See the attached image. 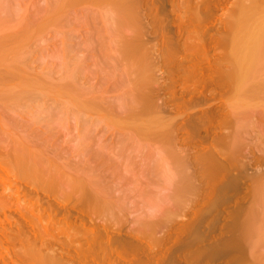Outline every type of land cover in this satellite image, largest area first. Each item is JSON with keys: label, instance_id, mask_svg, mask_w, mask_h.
<instances>
[{"label": "rangeland", "instance_id": "374dc122", "mask_svg": "<svg viewBox=\"0 0 264 264\" xmlns=\"http://www.w3.org/2000/svg\"><path fill=\"white\" fill-rule=\"evenodd\" d=\"M18 1L28 6L19 8L16 21L37 10L36 2L40 3L39 0H34L35 3ZM41 3L39 6L45 4L44 0ZM247 6L263 11L264 0L140 1L139 19L156 65L153 67L155 78L150 83L156 93L154 107L138 117L141 122L142 118L146 123L149 121L148 125L141 126L147 127V135L140 127L135 131L134 118L129 126L134 130L129 133L132 132L133 137L126 133L131 137L128 139L121 130L127 129L125 124L121 127L127 111L117 97L115 100V95H121L120 91L111 92V88L115 89L122 79L126 81L128 75L127 72L124 75L126 70L119 65V55V63L115 58L108 60L109 66H104L106 70L108 67L107 72L102 67L104 62L100 66L104 71H97L98 63L96 67L91 63L94 65L84 70L85 76L90 77L84 84L86 88L93 87L98 92L110 88L114 94L102 92L112 97H106L103 105L104 111L114 116L107 114V118L110 116L114 122L110 118L102 121L94 115L95 120L83 114L84 121L87 116L89 118L86 123H93L85 124L72 112L64 113L60 109V114L55 113L58 108L52 109L55 114L50 112L55 117L52 121L49 120L51 114L50 117L47 114L49 118L46 119L39 115L46 117L49 109L42 110L44 113L38 110L40 117L36 121L37 112L34 114V111L37 109L8 107L0 100V113L3 114L0 115V119L3 118L0 120V214L4 215L5 211L8 214L0 220V264H30L35 255L39 259L34 258L32 262L41 264L43 254L66 264H264V234L258 236L262 225L258 226V221L257 225L249 227L248 223L252 214L264 215V102L260 101L264 99V91L254 100V105L236 107L235 87L230 78L224 80L225 73L220 72L231 66L228 61L231 62L235 23L241 9ZM25 7L30 9L27 11ZM69 18L71 24L83 20L75 17L74 22L72 15ZM67 25H63L64 28ZM53 28L33 36L31 46L37 54L30 48L33 50L31 60L35 55L39 58L32 60L27 69L30 74L38 70L42 76L44 73L47 77L54 75L55 80L62 74L54 68H58L56 62L64 64L65 50L62 48L65 44L61 41L64 28L56 29L55 32H61L56 35ZM73 32V40L81 41L77 36L79 31ZM37 48L43 49L42 54H38ZM196 58L203 62L198 64ZM181 59H184V67L178 70L176 63ZM112 65L118 68L114 73ZM199 65L203 69H199ZM219 77L223 78L222 83L216 82ZM217 83L220 85L216 86ZM129 86L122 89L132 88ZM191 87L198 88L197 94L191 93L192 96L188 92L184 99L186 89L190 91ZM46 104L52 105V100L48 99ZM120 115L125 116L121 123ZM113 124L119 125V130ZM83 128L86 145L81 143L83 137L79 136ZM29 140L32 147L33 143L36 147L38 143L44 150H40L42 157H39L43 162L34 161L35 167H43L42 175L35 176L39 180L17 173L15 165L14 168L11 165L14 159L9 157L14 155L18 144L28 145ZM38 149L35 152H39ZM45 174L49 176L47 179L43 177ZM49 174L54 177L50 179L52 185L57 178L53 190L46 184L43 186ZM78 176L80 180L83 176L82 183L77 181L79 184L86 178L85 187L79 185V188L74 183ZM219 181L225 188L224 195L219 194ZM179 185H184L185 189L180 191ZM81 187H87L88 191L93 187L92 193L98 188L100 193L95 194L105 201L89 202L86 189Z\"/></svg>", "mask_w": 264, "mask_h": 264}, {"label": "bare ground", "instance_id": "6f19581e", "mask_svg": "<svg viewBox=\"0 0 264 264\" xmlns=\"http://www.w3.org/2000/svg\"><path fill=\"white\" fill-rule=\"evenodd\" d=\"M16 1H18V0H0V30H1L0 31V100L1 101H3V102L5 101L8 105V107H10L11 105L17 106V107L27 106L30 110H36L37 109L36 111H34V114L38 110H40L41 112H42V110L43 111L44 110L47 111L48 109L50 110L48 113L46 112V117H42L40 111L37 112L36 121H37V118H39L40 116H41V118H45V119L48 116L50 117V114H51L50 112H53L52 109L56 110L57 108H58L57 109L58 111L56 110V112L55 111L54 112L58 113V114H60L59 112H61L60 111V109H61L62 112L68 111L69 113L72 112L75 115H79V118H82L88 114L91 117L95 115V117H97L98 120L102 119V121H105L106 119L110 118V116H108V118H107V114L110 111L108 113L106 110H105L106 112L104 111V108H105L104 105L106 104L105 100L107 99L106 97H109V99H110V97L113 96L116 91H118V92L120 91L121 95H123V96L119 95V97H118V95L117 96L115 95V98L117 97L119 99L118 100V101H120L119 104H124L123 110L126 109V111H127V115L126 114H124V115H126L127 117H130V119L132 120V121H129V118L127 119V117H125L124 115H120V117L122 116L120 118V123H121V121H123L122 120L123 117H125L124 119H126L125 122L121 123V127H123V124H125L126 125L125 128H127V129H123V128L121 129L120 128L122 131L124 130L125 137H127L126 135L130 133V130H131L130 122H133V118H134V122L132 123V125L134 126L135 131H136V128L138 129L139 127L141 128V126H145V123H146L145 119L142 118L143 120L141 122V119L138 117L140 115H141L140 117H143L142 115H144L145 111H147V110L149 111L150 109H152V107H154V98L156 97V93H153L154 88L152 87V85H150V83H152V80H153L152 78L153 77L155 78V74H154L155 68L153 70V67H155L156 65H154L155 60H153V58L151 57L150 50H152V49H150V47L147 46L149 39L145 37L144 30L142 28V24H141V21L139 19L138 8L140 7V1H142V0H44L45 4L42 6H39L42 4L41 0L38 1V2H40L39 4L36 2L37 0H35V2L37 4V6H36L37 8L36 7L35 8L37 10L33 9L34 10V11L32 10L33 12H28L24 16H21L20 19L17 21L15 18H16L18 10L21 9L20 7L21 6L24 7L25 5L26 6H28V5L27 4L24 5V4L20 3L19 1H18L19 3ZM30 2L32 3V2H34V0L33 1L30 0ZM30 2H28L29 5L31 4ZM25 8H27V11H28V9H30L29 7H25ZM189 8H191V7H189ZM198 8H199V6H198ZM70 15H72L73 19L75 17H78V19L83 18V20L81 22L78 21L75 24L72 23L73 24V27H72V24L70 23L71 20L69 18ZM97 18H99V19H97ZM194 19L197 21L196 18H194ZM74 22H75V19H74ZM199 22H200V20H199ZM78 24H79V26H78ZM63 25H67V27L65 26V28H64ZM76 26H77V28H76ZM51 27L52 28L55 27V29L53 28L54 30L52 29L54 32L53 34H55V33L57 34V32L58 33L60 32V31L55 32L56 29H60L61 27L64 28L63 31L61 30L62 33L60 32L62 35L61 34H59V35L63 36V40H61V41H64L63 43L65 44L64 45L65 48L64 49L62 48V51L65 50V52H63L64 55H63V53H62V55H63V57L64 56L65 57L63 58L64 59L63 65H62V63H60V61L58 64L56 62V65H58L59 69L57 68V66L56 67L54 66L55 67L54 69L56 71H58V72L60 71L62 73V74H60L61 77L59 75L58 78H56L57 80L56 79L53 80L54 75H53V77L50 76V77H52V79H50V77H47L45 75V73H44V76H46V77L42 76L43 73L41 74L38 70H37L36 74L35 73L30 74L29 69H27L28 66H30L28 64H31L38 57V56L36 57V55H35V57L33 56L34 60L33 59H32L33 61L31 60L32 55H33V50H34L31 46V44L33 43L31 41H34L33 39L37 36V34L39 35L40 33H42V31L48 30L49 28L51 29ZM128 28H129L130 32L126 33ZM235 28L236 29H235V32L233 34V48H232V51H231L230 57H229V60H231L232 63L230 61H228V63H230L229 65H231V66L228 69L224 68L225 69L224 72L220 71L219 69H217V70H219L222 73H225L226 79L224 78V80L227 81V79L230 78L232 84L234 85V87H235L234 88V94H235L234 104H235V106L236 107L244 106L247 108L248 106H251L253 103H256V102H254V100H258V98L260 97V93L262 91H264V10L258 11L256 9V7H254V8H251L248 6L243 7L241 9L239 18L235 23ZM75 30L79 31V34L78 35L76 34V35L81 37V41L77 42V41L73 40L74 39L73 38L74 37L73 31H75ZM51 33H52V31H51ZM96 35L99 37L96 38ZM33 36H34V38H33ZM35 43H36V41H35ZM80 43L83 45L81 46ZM85 45L91 46V48L86 47L87 48L86 49ZM30 48H32L33 50H31ZM41 48H37V52L40 51L38 54H42L41 51L43 49L38 50ZM44 48H46V47H44ZM81 48H84V49H81ZM96 49H97V51H96ZM105 49H107L109 51L106 50V52H105ZM84 50H85V52H84ZM86 50H88V51H86ZM115 53H116L117 57H116ZM35 54H37L36 51H35ZM49 55H51V54H49ZM52 55H53V53H52ZM118 55L121 56L118 59L120 63L117 61V58L119 57ZM59 56H58V58H59ZM91 58H94L93 61L91 60ZM114 58L116 59V63H119V65L124 70H126L125 73L126 72L128 73V75H127V73L124 74L125 76L127 75V77H126L127 82L123 81V79L121 82H118L119 80L117 79V81L115 83H113V87H115L114 84H116L117 82H118L117 85L118 84H120V85L118 87L116 85L115 89L113 88L114 90L111 88V92H114L113 95L109 90L110 88H108V86H107L109 91L108 90L107 91L105 90V91H106V93L108 92L107 94L111 93V96L110 95L106 96L107 95L106 93H105L106 95H104V94H102L103 91L98 92V90L93 89V87L86 88L84 86V84L87 82L88 78H90V77L85 76L86 72L84 73V70L85 69L87 70L88 67H91L94 64H95L94 66L96 67L97 63H98V66L96 67L97 71L101 70L102 68L100 66H102L103 62L104 63H103L102 67H104L105 65L107 66L109 64L108 60L110 62V61L114 60ZM197 58H196V60L200 59V58H198V59ZM201 58H203V57H201ZM184 59L186 60V58H184ZM184 59H181L182 61L179 64L176 63L178 70L183 69V67H184L183 66V63H184L183 60ZM106 60H107V62H105ZM193 61H195V60H193ZM199 61L200 60H198V62H197L198 64H199ZM205 61H207V59ZM202 62L203 61H200V63H202ZM226 62H227V60H226ZM54 63L52 65H55ZM91 63H94V64L92 65ZM106 63H108V64H106ZM90 64H91V66H89ZM220 64H221V62H220ZM60 65L62 66V70H60V68H61ZM223 65H225V64H223ZM226 65H228V64H226ZM112 66L115 69L110 67L111 70H113V72L112 71L111 72L114 73V70H118V68H116V66H114V65H112ZM198 67L200 69L201 65H199ZM206 67H208V66H206ZM220 67H222V66H220ZM122 68H121V70H123ZM226 68H227V66H226ZM103 69L106 72L108 71V67H107V70H106V67H104ZM103 69H102V71H104ZM119 69H120V67H119ZM193 69L194 68L192 67V70ZM201 69H203V68L201 67ZM124 70H123V72H124ZM217 70H215V71H217ZM50 71H52V70H50ZM109 71H110V69H109ZM200 72H201V70H200ZM191 73H195V72L192 71ZM217 73L219 74L218 71H217ZM187 76H186V78H187ZM214 76H216V75H214ZM220 77H222V74ZM202 79H204V78H202ZM220 79L219 80L217 79L218 81H216V80L215 81L221 82L223 80V78H220ZM121 83L122 84L127 83L126 86L127 85L129 86L130 84L131 85L133 84V85L132 86L130 85L129 88L130 87H132V88H130V89L127 88V90L125 91V89H122V88H125L126 86L124 84L123 85L124 87L123 86L121 87V85H122ZM202 83H204V82H202ZM217 85H218V83L216 84V86ZM195 86L197 87L198 85H195ZM119 87H121L120 89L124 90L126 93L121 92L120 89L118 90ZM104 88H106V87H104ZM100 89L101 88H99V90ZM192 89H190V91H188L189 89H186L187 93L184 96V99H187L186 97L188 96L189 93L191 94V93L195 92L197 94L196 91L198 88H192ZM94 90H95V92H93ZM184 91L182 90L183 93H184ZM205 91H203L204 94H205ZM120 93H118V94H120ZM191 95H189V96H191ZM120 96H121V98L122 97L123 98L121 99ZM124 96H126V97L124 98ZM192 96H194V95H192ZM117 98L115 100H117ZM48 99L52 100L53 106L46 104V101ZM109 99H108V101H109ZM111 99H112V97H111ZM123 99H126L127 103H125L126 100L123 101ZM261 100L264 102V99H260V101ZM121 101L123 103H121ZM3 102H1V103H3ZM104 102H105V104H104ZM119 107H121V106H119ZM124 107H126V108H124ZM32 108H35V109H32ZM116 108H118V107H116ZM121 110H122V108H121ZM123 110H122V112H125ZM30 112L32 113L33 111H30ZM42 113H44V112H42ZM64 113H66V112H64ZM1 114H2V111H1L0 115ZM47 114H48V116H47ZM81 114H82V116H81ZM83 114H84V116H83ZM121 114H123V113H121ZM2 115H1V117H2ZM67 115H69V114H67ZM108 115H111V114H108ZM52 117H53V119L55 118L54 115H52L49 118V120L51 119V121H52L53 120ZM95 117H92V119L93 118L95 119ZM111 117H114V116L111 115ZM1 119L3 121V118H1ZM40 119H38V121ZM56 119H58V118L56 117ZM83 119L84 118H82V121H84ZM87 119L89 120L88 116L84 121L85 124H90V123H86ZM110 119H111V122H114L112 120V118H110ZM95 120H92V121L90 120V121L93 122ZM127 120L129 121V123L126 122ZM97 121H95V123ZM143 121H144V123H143ZM84 122H82V123H84ZM0 123H1V121H0ZM108 123H109V121H108ZM118 123H116V124H118ZM48 124H49V122H48ZM127 124H128V127L130 126L129 127L130 129L127 127ZM146 124L148 125L149 121ZM90 125H93V123ZM111 125H112V123H111ZM77 126L79 128V123L77 124ZM85 126H87V125H85ZM114 126L117 128L119 125L118 126L114 125ZM89 128H90V126H89ZM84 129L85 128L81 129L82 131L78 130V131H80V133H82V134L79 133V136L81 135L80 137L81 138L83 137L82 138L83 141H81V143H83V144L85 141L84 138H87V137H84V135H83ZM141 129H142V131L143 130L146 131L147 127L145 129H144V127H142ZM126 130L127 131L129 130V131L125 132ZM122 131H119L118 133H121ZM148 132L149 131H146V135ZM118 133H116V134H118ZM121 134L123 135V133H121ZM89 135H90V133H89ZM89 135L85 134V136H89ZM129 135H131V137H133L132 132ZM19 136H22V135H19ZM131 137L129 136L127 138L129 139ZM88 138H90V137H88ZM127 138H125V139H127ZM21 139H22V141L25 140V139L23 140V136ZM125 139H123V140H125ZM30 141L31 140L27 141L29 143H27L25 141L24 143H27L28 145L25 144L23 146H21V144H18L15 142L16 145L18 144L17 145L18 147L16 149V146H14V148L16 149L15 153L12 152L14 155L11 154L12 156L9 155V157H12L14 159L13 160L11 158L13 160V161H11V163H12L11 165H13L12 166L13 168L15 165L14 169L17 170L16 171L17 173H19L21 175L28 176V177L31 176V177H33L34 180H36V179H38L35 177V176H37V174H39V176H40V173H41V175H42L43 167L40 166L42 163L39 164L40 167H35L34 161L36 159H39V157H42L41 152H43L44 150L41 148V146H39L41 144H38V143H37V147H40L41 149H38L36 147V145L34 146L35 143L32 144L33 145V147H32L30 144ZM127 141H129V140H127ZM86 144H84V145H86ZM35 147H36V149L39 150V152L38 151L35 152L36 151ZM90 147H91V145H90ZM14 148H11V149H14ZM31 149L34 151V154H36V155H37V153L40 154V155L39 154L37 155L38 158L37 157L35 158L36 155H34V154H32L33 156L31 155V152H33ZM85 149H86V147H85ZM40 150H41V152H40ZM118 152H120V151L118 150ZM44 154H46V152H44ZM219 155H220V153H219ZM221 155H222V153H221ZM14 156H15V158H14ZM46 156H47V154H46ZM87 156H89V155H87ZM33 158H35V159H33ZM87 158H85V159H87ZM90 158H92V157H90ZM161 158H162V156H161ZM40 159H39V161L43 162V160H40ZM37 161L38 160H36V163H37ZM39 161H38V163H40ZM87 161H88V159H87ZM160 162H161V160H160ZM35 168L37 169V171H36L37 173H35V170H36ZM31 171H33L32 173H34V175L31 174ZM38 171H40V172H38ZM79 171H81V170H79ZM82 172H83V170H82ZM165 172H166V170H165ZM46 175L47 174H45V176H43V177H46ZM47 177H49V176H47ZM47 177H46V179H47ZM51 177H53V176L50 175V178H48V180H47L50 183L49 185H51L50 187L48 186L47 181H46V183H44V181H43L44 184L40 181L39 182L42 183L43 186L46 184L48 189L50 188L51 190H53L52 187H55V185H56L55 183L57 181V178L55 179L56 181H54L55 183H53V185H52L51 182H53L52 180L54 177L53 178H51ZM82 177L83 176H81V180H80L79 176L74 178V179H76V180H74V181H76L74 183H76V185L78 184L79 188H80L79 185L84 186V187L86 186V182H85L86 178H84L85 180L83 183L85 185L81 184L83 182ZM78 178H79V180H77ZM50 179H52V180H50ZM43 180H44V178H43ZM77 181H79L81 183L79 184V182L77 183ZM87 181H88V179H87ZM220 181L222 182L223 180H220ZM221 182L219 183L220 185L218 186V190H219V194L224 195L225 194V192H224L225 188H224L223 184H221ZM87 183H88V185L91 184V180H90V183L89 182H87ZM38 185H39V183H38ZM90 186H92V185H90ZM179 186H178V189L180 191L185 189L184 185H183V187L181 185H179ZM84 187H81V188H84ZM186 187H187V185H186ZM79 188H78V190H79ZM86 188H84V189H86ZM93 189L94 188L92 187V189H90V191H88L87 189L85 190V191H87L86 194L88 193L86 198L88 199L89 202H92V203L95 202L97 204H100L103 201V199H100L99 197H97L98 194H95V192L100 193V191H98L97 190L98 188H96V191H94V193H92L91 191H93ZM262 189H264V188H262ZM262 191H260L261 194L264 192V191L263 192ZM89 193H90V195H89ZM262 195H261V197H262ZM263 200H264V198H263ZM263 211H264V209H263ZM5 214H6V211L4 212V215L0 214V220L3 219L4 217H8V214H6V215ZM258 215H257V213L255 215L252 214L253 218L252 219L250 218L251 220L249 219L248 223L250 224L249 227H251L252 225L253 226L255 224L257 225L258 221H259L258 226L260 224L262 226L260 227V230L258 232V234H259L258 236L262 237L264 234V215H263V217H260L261 215H259V216ZM256 221H257V223H256ZM94 226L97 227V224H94ZM43 255H42V259L40 260L41 264H66L64 262L59 261L56 258L50 259V256H43ZM34 258L39 259V256L37 257V255H35V257H33V258L31 257V260L33 262L35 261ZM32 261L30 264H34ZM36 262H38V261H36Z\"/></svg>", "mask_w": 264, "mask_h": 264}]
</instances>
